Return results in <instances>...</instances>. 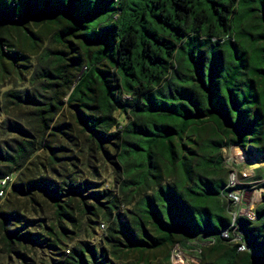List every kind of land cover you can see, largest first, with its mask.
Returning <instances> with one entry per match:
<instances>
[{
    "label": "trees",
    "instance_id": "16d2710c",
    "mask_svg": "<svg viewBox=\"0 0 264 264\" xmlns=\"http://www.w3.org/2000/svg\"><path fill=\"white\" fill-rule=\"evenodd\" d=\"M233 144L264 155V0H0V244L16 263L38 247L48 264H169L178 244L264 264V190L254 219L224 198Z\"/></svg>",
    "mask_w": 264,
    "mask_h": 264
},
{
    "label": "rangeland",
    "instance_id": "374dc122",
    "mask_svg": "<svg viewBox=\"0 0 264 264\" xmlns=\"http://www.w3.org/2000/svg\"><path fill=\"white\" fill-rule=\"evenodd\" d=\"M53 47L55 42L53 41L51 34L43 39V45ZM24 109H18V112H23ZM222 156L225 162V166L228 168V176L226 183L227 186L233 187L226 192L224 197L228 203V213L232 216L242 213L244 210H254L255 207L262 202V192L264 186H258V182H264V155L252 154L247 155L244 150L237 144H233L229 147L222 148ZM262 175L261 179H255V177ZM107 185V182H105ZM8 191V190H7ZM6 191V192H7ZM231 192L237 194L239 199L234 200L231 197ZM4 197V196H3ZM240 234L238 230H235L234 238L226 237L229 239L224 240L228 246H233L237 243V235ZM81 239H87V237H80ZM94 236L90 237L92 240ZM76 240V239H75ZM71 241L72 243L75 241ZM201 243H199L200 245ZM203 246H211V243H202ZM192 248H195L192 246ZM241 252L243 250L238 249ZM68 252V250H66ZM197 249H190L175 244L170 251L169 264H205L201 261L195 253ZM45 251H40V248L36 247L33 252L26 253L25 262L21 264H48L49 257ZM52 256V255H51ZM14 258V259H13ZM20 259V258H19ZM164 259L163 254L158 253L156 262H160ZM241 258H238V261ZM0 264H19L15 262V257L11 253L9 256L2 251L0 244Z\"/></svg>",
    "mask_w": 264,
    "mask_h": 264
},
{
    "label": "built area",
    "instance_id": "2783aa9c",
    "mask_svg": "<svg viewBox=\"0 0 264 264\" xmlns=\"http://www.w3.org/2000/svg\"><path fill=\"white\" fill-rule=\"evenodd\" d=\"M11 178L12 177H10V176H5L3 179L0 180V196H3V194H4L3 188L8 185V182L11 180ZM229 187H231V186H229ZM231 197H233L234 200H238L239 199L238 195L237 194H233L232 192H231ZM239 214L245 215V216H247L250 219H254L255 218L254 210H244L242 213H239ZM234 217H235V215L233 216V220H234ZM231 225L233 226V221H232ZM235 230H238V229H237V226L234 225L232 227L231 231H229V228L227 227V228H224L221 231V233H222V236L226 238V237H229L230 232H231L232 233V237L234 238ZM238 232L240 234H236L237 235V243H238L237 248L241 249V250H246V246L241 241V237H240L241 231L238 230ZM205 242L212 243L211 241L207 240V241L201 242V244L205 243Z\"/></svg>",
    "mask_w": 264,
    "mask_h": 264
}]
</instances>
